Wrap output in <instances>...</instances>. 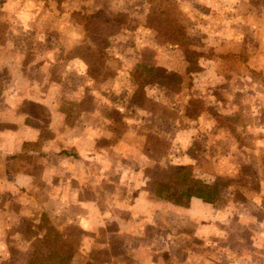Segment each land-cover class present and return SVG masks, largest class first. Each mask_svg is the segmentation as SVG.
I'll return each instance as SVG.
<instances>
[{
	"label": "rangeland",
	"instance_id": "1",
	"mask_svg": "<svg viewBox=\"0 0 264 264\" xmlns=\"http://www.w3.org/2000/svg\"><path fill=\"white\" fill-rule=\"evenodd\" d=\"M228 13L233 16L228 19H235L234 29L242 33L257 32L260 44L258 40L254 41L264 49V0H0V119L5 113H10L12 119L21 113L36 118L31 119L33 122L28 126L41 131L40 141H44L57 125L55 121L51 123L49 109L61 106L59 109L63 111L73 108L74 113L79 112L80 104H70L66 99L76 89L79 97H88L87 91H95L94 96L104 98L111 110L116 106L125 116L135 117L140 125L151 127L149 133L153 139L148 138L147 153L143 158L153 161V167L150 165L153 169L150 166L138 168L140 177L154 179L150 186L156 185L158 192L184 204L187 196L194 194L198 187L189 181L192 168L171 166L167 162L172 155L179 156L186 150L184 154L190 158L196 156L197 174L203 181L207 175L214 177L211 163H219L216 173L219 177L212 182L208 180L211 188L216 187L220 193L217 206L224 209L228 205L236 206L234 209L241 215L243 207L253 208L259 202L264 203V166H261L264 165V135L257 134V127L264 130V121H261L262 115L260 118L256 116V120L250 118L248 108L252 115H257V103L254 106L246 104L244 113L239 106L240 115L217 118L214 105L200 101L197 89L203 87V95H214L221 89L215 91L210 86H200L195 75L199 67L198 52L204 59L211 58L209 52H201L204 40L208 41L206 33L217 25L210 16L219 14L225 18ZM196 20L199 21L198 28L203 30L201 39L194 33ZM178 28L183 32L181 40L172 39L168 33ZM136 52L141 56L135 57ZM256 52L264 58V50ZM162 67H169L174 72ZM205 73L204 83L209 84L213 73ZM223 90H228V85ZM245 92H250L246 96H251L250 89L246 88ZM222 94L217 91L216 95ZM263 94L264 90L260 92ZM40 97L46 103L49 100V106L45 102L39 109L32 106L33 99ZM58 97L62 99L58 100L59 107L56 108ZM119 102L121 106L117 107ZM178 105L183 108L181 112L186 119L201 121V128L211 133L192 139V148L183 147L184 131H188L189 126L188 121L177 114ZM203 109L214 123L204 113L200 114ZM161 116L174 122L167 123ZM178 126L182 139L175 134ZM162 130L166 134H161ZM2 138L0 136V264H22L31 253L47 261L51 252L41 245L46 241L44 236L41 237L44 232L39 233L36 228L39 208L45 206L46 201L34 198V188L39 189L40 185L31 181L28 168L23 167L19 176L14 171L17 161H25L31 166L28 163L33 156L25 154L22 157L26 158L21 160L14 155L15 158H6L7 162H4L10 150L3 148ZM23 148L25 153L30 150L27 145ZM246 161L253 166L252 170L245 169L249 167ZM108 178L113 180L116 177L110 173ZM16 181H22L24 186L18 187ZM244 195L251 199L245 202L246 205L241 203L246 200ZM51 208L56 210L53 206L48 209ZM173 217L169 216L164 226H159L163 222L159 216L150 221L164 229ZM230 221L234 223V220ZM236 231V226L231 229L233 236ZM150 234L148 232L147 237H143V246H139L138 239L135 240L138 244L135 251L130 249L127 252L125 248L121 255L118 251V254H110L107 249L102 254L110 255H93V259L98 264H146L148 259L160 258L162 235L155 231L152 235L158 238L150 242ZM213 239L208 240V246L198 247L192 245L193 241L186 240L179 244L184 248L181 257L195 259L199 261L197 264H229L231 248L221 247L223 238H220L222 242ZM216 243L220 245L215 246ZM173 248L176 250L178 245ZM65 255L70 262L83 264L88 260L75 248ZM112 256L120 263L111 260ZM130 256H136L139 261L132 262Z\"/></svg>",
	"mask_w": 264,
	"mask_h": 264
},
{
	"label": "crops",
	"instance_id": "2",
	"mask_svg": "<svg viewBox=\"0 0 264 264\" xmlns=\"http://www.w3.org/2000/svg\"><path fill=\"white\" fill-rule=\"evenodd\" d=\"M230 16L233 17L230 13L225 18L219 14L210 16V19L217 25H214L206 33L205 37L208 41L204 40L201 52H209L211 58L204 59L199 51V67L195 73L200 86H210L215 91L221 89L217 91L223 92V94L216 95V91L214 95H203L202 87L197 89L200 96L198 99L214 105L217 118L232 117L237 113L240 115L239 106H241V112L244 113L246 104L254 106L257 103L259 113L252 115L249 107L250 118L253 117L256 120V116L260 118L259 116L262 115L261 121L263 122L264 94L260 95V92L264 90V58L257 55L256 51L264 49L260 45H256L254 41L256 39L260 44L257 32H237L232 26L235 19H228ZM248 23H250L249 20ZM197 24L199 21L196 20L194 33L201 39L203 30L202 27L199 29ZM216 27L218 29L212 31ZM139 52L135 53V57L141 56ZM138 61L141 62V60ZM135 62H137V58ZM162 68L174 72L169 67ZM206 71L213 73L209 84L204 83L203 79ZM155 84L157 82L153 83V85ZM227 85L228 90L224 91L223 89ZM246 88L252 91L251 96H246V94H250V92H245ZM76 91L77 89L66 100L70 104L73 102L80 104L81 111L74 113L73 108L71 111L59 109L61 106L59 107L58 100H61L62 97H58L55 103L58 104L56 108H59L49 109L50 112H48L49 118L52 120L51 123L55 121L57 124L56 130H51L48 138H45L44 141H40L41 131L28 126L33 122L32 120H37L36 118L33 119L21 113L17 114L16 119H12L10 113L8 115L5 113V116L0 119L2 127L0 136L3 137V148L10 150L9 155L3 159L4 162H7L6 158H15L14 155H17L21 160L26 158V156L22 157L25 154L33 156L28 163L31 166H27L25 161H17L14 171L19 176V173H23V167L28 168L32 177L31 181L40 185L39 189L34 188L36 191L34 198L46 201L45 206L39 208V222L36 227L39 233L44 232L41 237L47 231L56 232L66 246L71 249H79L80 253L88 258L83 264H98L96 259H93V255L107 256L118 254L117 251L122 255L125 253V248L127 252H130V249L135 251V247L138 245L135 240L138 239L139 246H143L141 242L143 237H147L148 232L153 234L155 231L162 235L159 244L162 255L160 258H151L150 260L147 257L146 264H197L199 261L195 259L181 257L184 248H181L179 244H184L187 240L193 241L194 247L208 246L207 243L213 237L216 238L215 242L223 240L222 248H231L228 253L232 256L228 260L229 264H264V203L259 202L253 208L241 207V215H238L239 212L234 209L236 206L228 205L225 209L217 206L220 193L216 187V196L211 202L203 201L194 195L188 196L184 204L179 200L177 203L170 202L169 198L158 192L154 185L150 186L154 179L145 180V177H140L138 174L140 166L148 168L150 165L152 167L154 165L153 161L143 158L144 153H147V140L151 136L149 133L151 127H147V124L140 125L135 121V117L125 116L119 109H116V106L114 110H111V105L104 98L100 95L94 96L95 91H87L88 97H79L80 93H76ZM43 102H45L43 97L33 99L32 106L39 109ZM94 102L96 105L93 107ZM47 103L46 106H49V100ZM116 105L120 107L121 103H116ZM173 105L176 106V103ZM7 110L10 112V109ZM181 110L183 108L178 105L177 114L182 115L188 121L189 128L188 131H184V136L189 137V140L181 137L179 126L176 128L178 133L176 131L175 134H177L176 137L183 138V147L186 145L188 149L193 146L192 139L194 140L200 135L207 136L209 132L207 133L201 128V121H197L195 118L186 119ZM203 113L206 118L211 119V123H214L205 109L200 112V114ZM161 119H163L162 116ZM165 121L167 123L174 122L167 116ZM257 130L258 136L264 135V130L262 131L260 127H257ZM162 131L161 134H166ZM157 132L159 133V131ZM130 135L133 136L132 139ZM194 135L195 137L191 138ZM24 145L30 147L26 153ZM184 151L179 156L172 155L167 164L183 168L191 166L193 175L190 177L212 187L210 186L212 180L219 177L216 174L219 163H211L210 169L214 177L205 176V182L202 176L197 174L196 156L190 158L184 154ZM246 163L249 167L245 169L252 170L253 166L247 161ZM152 167L150 166V168ZM110 173L116 178L109 180ZM250 175H246L245 180ZM16 184L18 187L24 186L22 181H18V183L16 181ZM244 196L246 200L241 202L242 205H246L245 202L251 200L246 195ZM50 206L56 210L52 208L49 210ZM235 214L238 216L234 217ZM171 215L174 217L171 222H167L164 229L158 228L154 222L150 221L152 217L159 216L160 222L163 221L159 226H164V222ZM43 220L47 225H41ZM230 220H234V223ZM235 226L238 231L233 236L231 229ZM76 234H78V238H81H75ZM152 234L148 238L150 242H153L154 238H158ZM220 238L223 239L220 240ZM176 244L178 248L175 250L173 247ZM217 245L219 246L220 243L215 244V246ZM95 249L98 251H94ZM107 249H110V254H102ZM136 256H130L132 258L129 257V260L133 262L136 259L135 263H137L139 259ZM167 257L169 263H167ZM25 258V261L21 262L22 264H33L31 263L33 259H39L41 263L38 262V264H50V262L54 264V262L48 261V257L47 261H43L35 253H31ZM111 260L119 261L114 256L111 257ZM67 264H80V261L70 262L67 259ZM113 264L116 263L113 262ZM138 264L144 263L138 262Z\"/></svg>",
	"mask_w": 264,
	"mask_h": 264
},
{
	"label": "trees",
	"instance_id": "3",
	"mask_svg": "<svg viewBox=\"0 0 264 264\" xmlns=\"http://www.w3.org/2000/svg\"><path fill=\"white\" fill-rule=\"evenodd\" d=\"M160 15H164V14H160ZM168 34L172 39L181 40L180 38L182 37L183 32L181 31V28L180 29L178 28L176 31H170ZM153 71H154L153 69H150L152 75H154ZM189 181L198 185L197 191L189 196H193V195L197 196L206 202H211L216 196V190L214 188L208 187L200 183L199 181L192 179L191 177ZM155 189L157 190L156 185H155ZM168 200L173 203L178 202L177 199H168ZM41 225L45 226L47 224H45L43 220L41 222ZM43 239H45L46 241H44L42 244L51 252V254L48 257V261H52L54 262V264H67L68 257L65 255V253L71 251L72 249L66 246L65 242L60 238V236L56 232L51 230V231H47V234L44 235ZM38 262L41 263L39 259H33L31 261V263L33 264L36 263L38 264Z\"/></svg>",
	"mask_w": 264,
	"mask_h": 264
}]
</instances>
